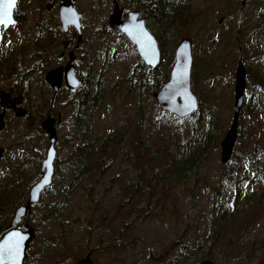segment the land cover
Masks as SVG:
<instances>
[{
	"label": "rangeland",
	"instance_id": "obj_1",
	"mask_svg": "<svg viewBox=\"0 0 264 264\" xmlns=\"http://www.w3.org/2000/svg\"><path fill=\"white\" fill-rule=\"evenodd\" d=\"M165 1L170 8L163 0H117L125 16L141 13L161 43V64L151 69L109 27L114 0H77L84 42L74 65L83 85L54 96L44 77L62 64V44L73 39L62 30L60 1L17 0V24L0 44L7 59L0 92L23 96L28 116L8 112L0 131V231L7 232L41 177L49 139L41 122L60 116L53 183L18 226L35 233L24 264H264V0L244 7L239 0ZM183 39L194 43L191 83L199 109L179 119L162 112L153 95L169 80ZM240 63L244 105L232 159L223 165L220 143L233 119ZM148 76L150 93L141 89ZM86 137L95 152L113 141L98 169L76 152ZM140 139L155 151L159 177L151 168L144 180L132 171ZM187 148L198 151L199 163L182 172L177 160ZM215 207L230 219L209 248ZM192 240L205 248L192 252Z\"/></svg>",
	"mask_w": 264,
	"mask_h": 264
},
{
	"label": "water",
	"instance_id": "obj_2",
	"mask_svg": "<svg viewBox=\"0 0 264 264\" xmlns=\"http://www.w3.org/2000/svg\"><path fill=\"white\" fill-rule=\"evenodd\" d=\"M77 0H60L58 9L59 21L63 32H68L74 28L78 34V40H82V18L83 15L78 12L75 2ZM247 0H240L242 7L246 5ZM17 6L15 4L8 10L10 23L0 25V44L3 39V33L17 24L14 12ZM52 7L48 6L47 10ZM123 9L120 8L117 0H114V10L109 17V27L126 36L130 43L136 47L138 55L143 62L151 69H156L162 59V54L157 40L146 27L145 19H139V12H129L127 19L123 20ZM68 43H64L67 46ZM75 56L71 53L70 62L65 67H59L48 71L44 77L46 84L57 94L63 81L67 89L75 94L82 86L81 79L77 76V70L73 62ZM193 65L192 43L190 40H182L175 51V62L172 67L170 78L165 82L161 89L154 93L153 97L162 112L169 113L179 119H186L195 114L199 109V101L192 90L191 71ZM235 94H234V112L229 130L222 139L221 163H229L233 156V151L238 140L239 120L244 105V92L246 89V71L242 63L239 64L235 75ZM23 96L12 97L11 94L0 92V105L2 112L0 114V131L5 127L6 112L12 109L17 118H25L28 113L22 108ZM56 119L48 117L41 122V129L48 136V148L46 158L41 164V177L31 187L28 199L20 205L14 212V215L7 227V232L0 239V256L2 264H24L27 258V251L35 239L34 230L27 226V231L18 229V226L31 214L33 205L38 204L43 193L53 183L55 175L56 145L58 135L56 129ZM60 122V117H59ZM5 151L0 149V160ZM18 245V255L13 259L8 255L9 248H15ZM78 264H92L89 260H84ZM201 264H216L213 261L205 260Z\"/></svg>",
	"mask_w": 264,
	"mask_h": 264
},
{
	"label": "trees",
	"instance_id": "obj_3",
	"mask_svg": "<svg viewBox=\"0 0 264 264\" xmlns=\"http://www.w3.org/2000/svg\"><path fill=\"white\" fill-rule=\"evenodd\" d=\"M164 6H166V8H170L169 7V2L163 0ZM168 12V9L165 11ZM175 16V14H173ZM16 18V15H15ZM3 56L0 57V68H4L6 67V63H7V59H1ZM23 79L25 77V75H27L26 73L23 74ZM143 86L141 87V89L144 92H149L150 90H153L154 88V79L150 78L149 76L143 79ZM195 88V87H194ZM17 91H18V95H21V90H22V86H18L16 87ZM147 100H151L150 97H148V94L144 95ZM78 107L83 106L82 104H76ZM80 124V123H79ZM87 137L85 139H81V142L78 145V150L76 151L79 157H87V159L89 160V164H91L92 166H95V169L100 168V166L102 165V163L106 160V156L108 153V149L113 146V141L112 139H109L108 141H106L104 143V145L97 150L96 152L89 149V144L87 143ZM137 146L139 147L141 144H144V146H142V154L141 155H137L136 157H132L131 159V164L130 167L132 169L133 172H137L140 176V178H142L143 180L145 179V175H146V169L147 168H151L154 169L155 173H156V177L160 176V173L157 172V170L159 169V167L155 166L156 163V156H155V151L153 149H151V147L149 146L147 141H142L141 139L136 143ZM203 144H200L198 148L201 149H205L203 148ZM146 150V152H145ZM93 154H95L93 156ZM179 166V170L182 172H186L188 170H190V168L194 167L195 165H197L199 163V153L198 151L194 154H190L189 153V149L187 148L182 156L177 160ZM88 165V166H91ZM91 166V167H92ZM135 194H138V191L135 192ZM138 210H142V205L138 206ZM226 219H230V216H227V214L224 212H220L219 208L215 207L214 211L212 213V220H211V225H210V230L208 233V242L209 244V248H211V244L213 242H217L219 241V239H214L213 237L219 232V236H221V234H223L224 230H225V221ZM6 233V231L1 230L0 231V238ZM189 248H192V252L197 253L199 250H201V248H205V246L201 243L197 242L196 240H192L189 244Z\"/></svg>",
	"mask_w": 264,
	"mask_h": 264
},
{
	"label": "flooded vegetation",
	"instance_id": "obj_4",
	"mask_svg": "<svg viewBox=\"0 0 264 264\" xmlns=\"http://www.w3.org/2000/svg\"><path fill=\"white\" fill-rule=\"evenodd\" d=\"M60 1V0H59ZM239 2H240V0H239ZM246 4H247V1H246ZM240 5H241V3H240ZM58 9H59V7H58ZM127 16H128V13H127ZM127 16H125V12L123 11V20H126L127 19ZM140 20L141 19H145V22H146V27H147V29L151 32V30L149 29V27H148V25H147V20H146V18L145 17H141V13H140V18H139ZM81 22H83V18H82V21ZM82 27H83V24H82ZM71 30H73V31H71ZM70 32V34H71V36L73 37V39L72 40H70V41H64L63 42V44H62V47H63V51H62V53H61V55H60V58H61V61H62V64L60 65V66H58V67H56V68H59V67H65L69 62H70V56H71V53H73L74 54V56H75V61L73 62V64H75V62H76V60H77V51L80 49V47H81V45L83 44V42H84V37L82 36V40L81 41H79L78 40V34H77V32H76V30L74 29V28H71V29H69V31L67 32V33H69ZM118 33H120V32H118ZM121 34V33H120ZM151 34L155 37V39L157 40V43H158V46H159V48H160V41H159V39H158V37H157V35H155V33L153 34V32H151ZM126 37V36H125ZM126 39L128 40V38L126 37ZM183 40H185V39H183ZM187 40H189V39H187ZM129 41V40H128ZM182 41V40H181ZM181 41H180V43H181ZM191 41V40H190ZM64 43H68L67 44V46H65L64 45ZM179 43V44H180ZM191 43H192V46L194 47V43H193V41H191ZM178 47V46H177ZM177 49V48H176ZM161 51V50H160ZM176 51V50H175ZM75 66V65H74ZM77 76L81 79V77L78 75V73H77ZM48 86V85H47ZM49 87V86H48ZM50 88V87H49ZM51 89V88H50ZM64 89H67V87H66V84H65V82L63 81V83H62V87H61V89H60V91L57 93V94H59L62 90H64ZM52 90V89H51ZM68 90V89H67ZM53 91V90H52ZM69 91V90H68ZM53 93H54V91H53ZM57 94H55L54 93V96H56ZM76 94V93H75ZM12 97H14V96H12ZM23 103H24V99H23ZM23 103H22V105H23ZM0 107H1V105H0ZM1 110H2V108H1ZM2 112V111H1ZM8 112H13L14 113V111L12 110V109H10V110H8L7 112H6V115H7V113ZM14 115H15V113H14ZM6 117V116H5ZM60 117V116H59ZM57 122H56V127H57V125L58 124H60V122H59V118L56 120ZM41 125V124H40Z\"/></svg>",
	"mask_w": 264,
	"mask_h": 264
},
{
	"label": "snow or ice",
	"instance_id": "obj_5",
	"mask_svg": "<svg viewBox=\"0 0 264 264\" xmlns=\"http://www.w3.org/2000/svg\"><path fill=\"white\" fill-rule=\"evenodd\" d=\"M15 4V0H0V25L7 26L10 23V17L8 15V10L12 5ZM8 255L13 259L18 255V245L15 248H9ZM2 256H0V264H2Z\"/></svg>",
	"mask_w": 264,
	"mask_h": 264
}]
</instances>
